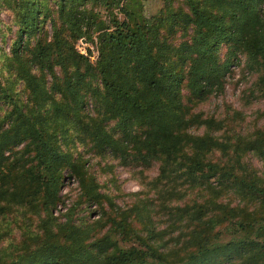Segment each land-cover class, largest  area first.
Listing matches in <instances>:
<instances>
[{
  "label": "trees",
  "instance_id": "trees-1",
  "mask_svg": "<svg viewBox=\"0 0 264 264\" xmlns=\"http://www.w3.org/2000/svg\"><path fill=\"white\" fill-rule=\"evenodd\" d=\"M159 1L0 0V264H264V122L195 110L241 55L264 95V0ZM91 158L157 162L155 194Z\"/></svg>",
  "mask_w": 264,
  "mask_h": 264
},
{
  "label": "rangeland",
  "instance_id": "rangeland-1",
  "mask_svg": "<svg viewBox=\"0 0 264 264\" xmlns=\"http://www.w3.org/2000/svg\"><path fill=\"white\" fill-rule=\"evenodd\" d=\"M161 6L159 0H146L147 13H153ZM105 13V12H104ZM106 15V13H105ZM2 17L9 20V12H2ZM89 44L94 49V45L87 43L81 39L78 43L79 47L86 51V45ZM9 43L6 48L9 49ZM246 57L241 55V61L231 66L225 82V87L220 92L212 93L209 97L199 102L195 110H202L207 114L221 116L225 114L228 106L241 111L244 117L237 126L242 131L253 129L256 125L264 122V95L255 90L254 94L249 92L248 88L254 86L257 79V72L251 71L245 65ZM202 132L204 127L196 129ZM250 160L257 166H262V160L254 154L250 155ZM91 170L95 171L99 180L103 183V190L115 194V200L119 205L128 206L137 201L141 197L153 196L154 188L151 186L150 180L158 173V163L153 166L144 168L140 164L122 165L117 164L113 169H103L95 158L90 159ZM79 192L78 181L75 177L66 179L61 189L64 203L58 204L55 210L56 214L64 212L75 200ZM95 209V206H91ZM88 209L82 211L87 213ZM93 214L92 217H97ZM61 220L65 219L62 214Z\"/></svg>",
  "mask_w": 264,
  "mask_h": 264
}]
</instances>
